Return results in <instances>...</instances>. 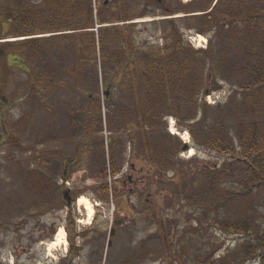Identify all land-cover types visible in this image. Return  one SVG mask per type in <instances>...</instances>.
<instances>
[{
    "label": "trees",
    "instance_id": "1",
    "mask_svg": "<svg viewBox=\"0 0 264 264\" xmlns=\"http://www.w3.org/2000/svg\"><path fill=\"white\" fill-rule=\"evenodd\" d=\"M194 1L199 8L195 11L203 14L190 20L199 25L198 33L214 32L219 49L209 45L207 50L179 51L181 46L184 48L182 29L170 24L165 34L168 42L163 49L134 50L136 53L131 55L126 50L128 39L123 31H94L98 22L94 20L93 0H43L40 3L0 0V15L9 24V30L0 34V40L23 39L0 44V59L9 54L42 59L47 47L61 51L62 46L70 45L73 67L68 74H72L74 82V91L70 92L84 94L88 107L81 115L74 114L76 110L71 104H68L71 108H65L67 120L61 132H70L65 138L73 140L81 132L89 137L102 133V105H106L109 111L113 110L121 128L132 127L130 144L136 157L154 164L158 176L170 177L171 173L175 176L180 172L177 167L187 163L178 159L183 143L168 131L169 118H175L179 129L187 130L198 148L226 161L221 167L207 168L195 175L187 173L185 189L177 190L172 196L170 207L176 209L182 203L196 207L201 213L197 227L206 224L225 237L239 240L237 247L228 249L218 262L206 258L198 264H264V215L259 216L255 205L256 199L264 198V0ZM213 4L212 12L204 14ZM51 15L55 18L49 32L37 33L36 18L45 20ZM32 23L35 33L31 31ZM60 31L73 32V36L69 40L65 37L34 39ZM209 67L213 75L206 72ZM99 69L103 79L113 73L120 74L119 84L107 83L103 88ZM52 70L53 74L57 73ZM211 76L228 79L233 89L226 103L209 107L204 98ZM66 86L67 83L60 90ZM51 89L52 94L58 92L56 88ZM106 117L109 121L107 114ZM107 143L112 150L109 158L105 141L100 145V176L105 178L117 176L122 169L115 153L121 143L112 139ZM121 148L119 155L123 157L124 146ZM30 166L28 174L21 170L26 173L21 174L25 187L36 194L39 209L51 210L54 201L64 199L62 193L59 195L58 185L59 179H70L68 161L57 152H51ZM99 187V198L109 204V186ZM59 203L61 206L56 207L62 208L60 200ZM70 241L74 246V240ZM70 250L65 258L67 263L79 255Z\"/></svg>",
    "mask_w": 264,
    "mask_h": 264
},
{
    "label": "rangeland",
    "instance_id": "2",
    "mask_svg": "<svg viewBox=\"0 0 264 264\" xmlns=\"http://www.w3.org/2000/svg\"><path fill=\"white\" fill-rule=\"evenodd\" d=\"M99 1L93 0L94 20L100 16ZM136 1L139 2L138 5ZM136 1L123 0V11L128 16L133 14L135 17H127L124 22L111 21L106 24L111 27L114 24L120 25L114 29L126 34V50L131 55L137 50L163 49L168 42L165 34L170 24L182 29L184 49L190 52L205 50L197 48L196 44L193 46L189 40L196 35L204 36L198 33L201 29L196 21H191V18L186 16L188 12H196L195 10L199 9L194 4L195 1L193 3L191 0L186 5L184 0H169L186 9V12H181L178 8L174 11V16L161 12L155 5L142 9L139 7L141 0ZM207 9L211 12L212 5ZM143 13L146 14L142 16ZM1 15L0 34H3L9 30V24ZM177 16L181 17L176 18ZM49 17L45 20L36 18L37 33L49 32V25L53 23L52 18H55L52 15ZM97 30L100 32L105 29L100 27ZM31 31L35 33L34 24ZM38 36L34 39L65 37L69 40L73 32L60 31ZM206 37L207 46L213 45L219 49L214 32H210ZM11 40L14 39L0 40V44ZM48 45L47 43L46 46ZM44 51L45 57L42 59L36 56L33 60L30 56L20 54H9L0 59V264H198L206 258H213L211 260L218 262V258L226 255L228 249L234 250L239 242L237 238L225 237L206 224L204 227H197V219L201 214L199 209L183 203L176 209L169 205L177 190L184 191L187 173L195 175L198 171L207 169L206 167H221L226 161L225 158L198 148L189 132L183 128L179 129L177 124L172 133L170 119L168 131L172 135L177 134L175 136L183 144L186 142L182 141V137L189 134L190 142L187 144L190 145V150L181 151L179 154L178 159L187 163L177 167L180 171L178 174L175 171V176L172 173L170 177L158 176L155 174L157 167L154 164L136 157L130 144L132 127L121 128L115 120L113 110L109 111L106 105H102V133L89 137L81 132L73 140L65 138L64 135L70 133L61 132L67 120L64 116L65 108H71L68 106L71 104L76 110L74 114L81 115L82 110L88 107V102L83 97L84 94L70 92L74 91L72 74H68L73 67L70 45L62 46L61 51L51 50L50 46ZM50 66L57 73L53 74ZM206 72L212 75L214 73L212 67L207 68ZM99 75L103 88L107 83L116 86L121 80L120 74L115 76L114 73L108 79H103L101 69ZM66 83V89L60 90ZM230 85L232 84L228 79L212 77L207 92L222 91L220 94L215 93V97L225 103L233 89ZM52 87L58 92L52 94ZM109 139L120 142L121 147L124 146L125 154L120 157L121 147L114 151L119 157L118 163L122 169L117 176L105 178L100 176V145L105 141L107 158L111 157L112 150L107 145ZM191 151L194 152V157ZM51 152H57L68 163L77 159V163L68 170L70 179H59L58 185L61 190L59 195L62 193L63 197L68 190L73 193L75 201L69 204L65 199H59L63 207L58 208L56 206L60 203L57 199L53 202L55 206L51 210H45L42 205V209L38 208V198L32 190L25 187L23 175L29 173L33 162L37 163L40 158L48 157ZM132 165L143 173L137 175L138 181L135 185L123 186V180L127 183L129 179L136 178L130 176ZM23 169L26 173L21 171ZM101 185L109 186V204L103 203L99 198L101 195L97 189ZM239 188L238 184L237 189ZM81 191L84 193L78 196L77 193ZM81 197L88 198L95 206V213L89 225L84 223L88 219L86 213L80 212L78 208L77 202ZM255 205L259 216L264 215V198L256 199ZM36 209L38 212H33ZM120 220H123L122 226L116 225V221ZM61 228L66 231L67 245L51 248L50 244L55 241ZM112 230L114 236L111 238ZM71 239L74 240V246ZM69 250L79 255L76 260L67 263L65 258Z\"/></svg>",
    "mask_w": 264,
    "mask_h": 264
},
{
    "label": "flooded vegetation",
    "instance_id": "3",
    "mask_svg": "<svg viewBox=\"0 0 264 264\" xmlns=\"http://www.w3.org/2000/svg\"><path fill=\"white\" fill-rule=\"evenodd\" d=\"M40 1L43 0H37L38 3H40ZM136 0H133V2ZM99 2H101V8H100V16L99 18H97V22H102V21H106V22H116L118 23L119 21H123L124 19H127V17H135V15L130 14L129 16L123 11V0H100ZM137 5H138V1ZM172 2H170L169 0H141V4L139 7H141L142 9L148 8L150 6L153 7V5L158 6L161 9V12L168 14V16H174L176 13L174 12L175 10H177L178 8L180 9L181 12H186V9L184 7H181L177 4V2H173L172 6H170ZM159 9V10H160ZM146 14L143 13L142 16ZM151 14V13H150ZM189 14V13H188ZM190 17V16H187ZM194 16H191L190 18H192ZM177 18V17H176ZM170 24V23H169ZM114 26H119V24H116ZM169 40V39H168ZM183 47L181 46L179 51H182ZM77 163V159L71 163H68V166L66 167L68 170L70 167L74 166ZM140 171V172H139ZM141 173H143L141 170H137V168L135 166H133L131 168V173L130 176H135L136 178L133 179H129L126 183L125 180L124 181V185L123 186H128L129 184H133L135 185V183H137L138 179H137V175H140ZM72 192H68L65 195V200L70 204L71 202L75 201V197L74 195H72Z\"/></svg>",
    "mask_w": 264,
    "mask_h": 264
},
{
    "label": "bare ground",
    "instance_id": "4",
    "mask_svg": "<svg viewBox=\"0 0 264 264\" xmlns=\"http://www.w3.org/2000/svg\"><path fill=\"white\" fill-rule=\"evenodd\" d=\"M186 4H189L191 0H184ZM180 16H178L177 18H179ZM151 21V20H150ZM148 21V22H150ZM143 22V21H142ZM138 23V22H137ZM18 39H14V40H11L9 42H17ZM23 40V39H22ZM20 41V40H18ZM197 42H203V38L202 37H199L197 39ZM197 47H201L200 44L197 45ZM175 121L171 120V127L172 129L170 130L172 133H174L175 131ZM177 135V134H175ZM184 142L186 143H189V134H186L184 137H182ZM191 153L193 154L194 152L191 151ZM78 208L80 209V212H85L86 213V216H87V220L86 222L84 221L85 224L89 225L92 221L91 218H93L94 216V213H95V206L93 205V203L86 197H81L78 199ZM82 223V221H81ZM66 231H64L63 228L59 229L57 235H56V238H55V241H53L51 244H50V247L53 248V247H59V245H67V240H66Z\"/></svg>",
    "mask_w": 264,
    "mask_h": 264
},
{
    "label": "water",
    "instance_id": "5",
    "mask_svg": "<svg viewBox=\"0 0 264 264\" xmlns=\"http://www.w3.org/2000/svg\"><path fill=\"white\" fill-rule=\"evenodd\" d=\"M188 149H189V146L188 145H185L184 148H183L184 151H187ZM122 224H123V220L116 221V225H121L122 226ZM113 236H114V232L112 230L110 237L112 238ZM110 245H111V240H109V246Z\"/></svg>",
    "mask_w": 264,
    "mask_h": 264
}]
</instances>
